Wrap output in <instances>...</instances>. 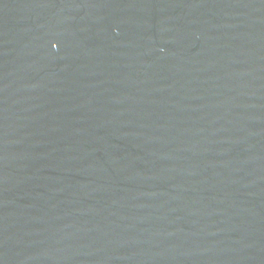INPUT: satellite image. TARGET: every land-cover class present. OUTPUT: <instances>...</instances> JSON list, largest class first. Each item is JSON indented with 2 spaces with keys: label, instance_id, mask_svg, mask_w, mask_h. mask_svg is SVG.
Listing matches in <instances>:
<instances>
[{
  "label": "water",
  "instance_id": "water-1",
  "mask_svg": "<svg viewBox=\"0 0 264 264\" xmlns=\"http://www.w3.org/2000/svg\"><path fill=\"white\" fill-rule=\"evenodd\" d=\"M0 264H264V0H0Z\"/></svg>",
  "mask_w": 264,
  "mask_h": 264
}]
</instances>
